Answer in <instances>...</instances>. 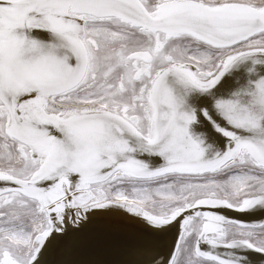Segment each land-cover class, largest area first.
<instances>
[{"label":"snow or ice","instance_id":"obj_1","mask_svg":"<svg viewBox=\"0 0 264 264\" xmlns=\"http://www.w3.org/2000/svg\"><path fill=\"white\" fill-rule=\"evenodd\" d=\"M0 264H264V0H0Z\"/></svg>","mask_w":264,"mask_h":264}]
</instances>
